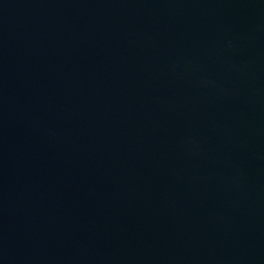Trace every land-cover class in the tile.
<instances>
[{
	"label": "water",
	"instance_id": "water-1",
	"mask_svg": "<svg viewBox=\"0 0 264 264\" xmlns=\"http://www.w3.org/2000/svg\"><path fill=\"white\" fill-rule=\"evenodd\" d=\"M0 264H264V0H0Z\"/></svg>",
	"mask_w": 264,
	"mask_h": 264
}]
</instances>
